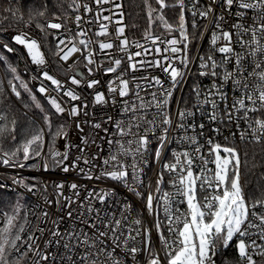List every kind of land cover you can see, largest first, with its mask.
<instances>
[{"label":"snow or ice","instance_id":"1","mask_svg":"<svg viewBox=\"0 0 264 264\" xmlns=\"http://www.w3.org/2000/svg\"><path fill=\"white\" fill-rule=\"evenodd\" d=\"M142 3L143 42L126 35L120 0H30L26 17L13 0L0 13L15 22L0 44V168L76 174L17 171L9 185L0 173L15 193L0 264H264V0ZM190 74L207 85L173 106Z\"/></svg>","mask_w":264,"mask_h":264},{"label":"built area","instance_id":"2","mask_svg":"<svg viewBox=\"0 0 264 264\" xmlns=\"http://www.w3.org/2000/svg\"><path fill=\"white\" fill-rule=\"evenodd\" d=\"M120 2L124 5L123 11L125 13L124 16V24L128 25V28L126 29V35L128 36V38L130 40H141L142 41V35L141 36H133L130 32V27H129V22H128V16H127V9H126V2L125 0H120ZM74 27V26H73ZM8 29V31H2V37L0 38V44L3 43H11L10 41V37L11 35L14 34V30L12 28H6ZM115 30V25H110V31L114 32ZM104 39V38H101ZM15 47V45H13ZM190 49H191V57H195L198 53L199 54H203L204 52L207 51L208 49V35H205L203 40L199 39V36H197L196 39L192 40L191 44H190ZM2 50V48H1ZM133 51H135V49H132ZM3 51V50H2ZM20 52H23V49H20ZM11 57H15L17 58V63H18V67L19 69L23 70L26 67V63L25 60L19 59L18 55H11V54H7ZM78 55V54H77ZM51 59V57H49ZM76 57H72L69 61L68 64H71L73 62V60ZM127 65H124V67H126ZM193 67H195V65H193ZM56 68V65L53 64V69ZM81 71H83V68L81 66ZM156 74H159L158 71ZM22 75H24V77L27 79V75L23 73L22 71ZM137 75H140V73H137ZM61 79H64L63 75H60ZM110 76H104L103 80L106 82L108 79H110ZM199 80H203V78L197 77L195 75H191L190 74V78L185 82V86L182 89L177 90L176 94H175V98L173 100V106H175V100L178 99L180 96H184V98L187 100L189 99V92H190V88L193 85L194 82L199 81ZM192 82V85L190 86ZM203 83L205 85H207L208 81L207 80H203ZM84 94L87 95L88 94V90L85 89L84 90ZM39 97V94H37ZM14 99V98H13ZM39 99L44 102L47 105V102L44 100L43 97H39ZM89 99H91V97L89 96ZM85 131H88V129L86 128ZM72 136L73 138H75V136L77 135V133L75 132V130L72 131ZM224 135L227 136L229 135V132L227 130H225ZM221 143H224V139L223 136H221L219 138ZM58 147H60L61 149H63V145H64V141H58ZM19 171V174L21 176H25V177H39L45 181H48L49 184H51V182L53 181H57L59 182L60 180H68L71 181L72 179L75 178L76 174L73 173H69V174H63L60 172L57 173H44V172H36V171H29L27 169L25 170H13V169H5V168H0V173H3L4 177L7 179L8 177L15 175L16 172ZM147 172V176L145 178V183L147 184L149 180H153L154 183V177H153V171L152 169H148L146 170ZM165 179L167 180V176L165 177ZM7 183L10 185L11 181L10 179H7ZM1 192L7 193V194H11L15 196L14 192L11 191H7V190H0ZM49 191H51V187L49 188ZM119 191L121 192V196L120 199H125L127 198L130 202H132L134 204V207L137 209V211L140 210L141 208V202L131 193H128L126 191V189L120 188ZM147 193V189L145 188V194ZM34 198H29L30 202L33 200ZM146 215V214H145ZM149 219H151L149 217Z\"/></svg>","mask_w":264,"mask_h":264},{"label":"trees","instance_id":"3","mask_svg":"<svg viewBox=\"0 0 264 264\" xmlns=\"http://www.w3.org/2000/svg\"><path fill=\"white\" fill-rule=\"evenodd\" d=\"M13 2V0H0V13L3 12V9L5 7L9 6V3ZM126 2V9H127V16H128V22H129V27H130V32L133 36H141L143 33V30L145 28H147V19L145 16V13L143 11V3L142 0H125ZM19 3L24 5V13H25V17L27 16V11H28V6L30 3V0H19ZM167 11V15L168 18L170 20H174V12L171 10H166ZM10 24H15L14 21H9V22H5L2 26L3 28H12L10 27ZM132 25H136V27H132ZM19 27H23V25H19ZM154 31H156L157 33H159V29L156 28L154 29ZM191 31V29H190ZM2 37V31H0V38ZM11 60L14 63H17V58L15 57H11ZM3 72V69L0 68V73ZM192 85V82L190 84V86ZM27 98V97H25ZM17 107H19V105H17ZM47 107V106H45ZM37 119L39 118V113L37 112L36 114ZM24 127V120L21 117V122H20V128L22 129ZM19 130V129H18ZM5 147H10V145L5 144ZM257 160H259V157H257ZM242 173H244L245 169L242 167L241 169ZM258 171H264V169H258ZM244 179H251L250 177H244ZM254 189V184H249L248 185V190L252 191ZM15 202V196L11 195V194H7L4 192L0 191V209H7L10 206V203H14ZM225 256L228 259H231L235 256V249L230 247L226 253Z\"/></svg>","mask_w":264,"mask_h":264},{"label":"rangeland","instance_id":"4","mask_svg":"<svg viewBox=\"0 0 264 264\" xmlns=\"http://www.w3.org/2000/svg\"><path fill=\"white\" fill-rule=\"evenodd\" d=\"M0 52H3L2 50H1V48H0ZM191 49H190V52H189V55L191 56ZM7 55V54H6ZM10 59H11V56H10ZM26 79V78H25ZM42 102V101H41ZM45 106H47L44 102H42Z\"/></svg>","mask_w":264,"mask_h":264}]
</instances>
